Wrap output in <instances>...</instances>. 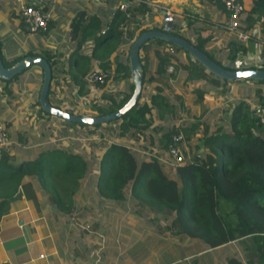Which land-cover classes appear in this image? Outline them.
Segmentation results:
<instances>
[{"label":"crops","instance_id":"0c3cea01","mask_svg":"<svg viewBox=\"0 0 264 264\" xmlns=\"http://www.w3.org/2000/svg\"><path fill=\"white\" fill-rule=\"evenodd\" d=\"M124 1H46L42 7L49 15L47 27L32 33L19 23V7L23 1L0 0L1 58L13 64L26 55H48L52 62L49 64L48 101L66 112L94 115L97 110L91 103L100 100L103 93L110 94L117 87L121 92L116 95L120 98L129 91L130 75L119 79L114 77L113 71L115 58L122 60L128 48L117 45L111 38L102 39L98 44L94 38L83 39L79 30L73 32L72 24L78 13H83L82 27L87 17L96 16L101 22V29L95 34L98 37L116 12L127 17L118 9L119 3ZM242 1L245 10L238 30L247 35L245 40H240L234 30L227 29V13L219 2L212 0H143L147 9L143 14V27L161 29V11L167 9L172 14L170 32H178L194 46L205 40L203 52L221 65L228 61L233 63L242 55L264 58V17L252 15L254 20H247L250 4L248 0ZM111 44L114 49L110 53L102 51ZM173 47L151 40L143 48L140 56L144 72L139 100L147 101L150 94L159 93L177 109L185 108L190 114V124L197 123V134H190L187 140L200 137L203 126L210 131L216 126L227 128L232 106L238 101L257 109L255 90L264 94V84L252 79L210 82L209 78L214 75L203 67L206 78L185 79L187 73L183 65L189 61L199 64L184 50ZM242 48L245 50L241 51ZM162 61L164 65L159 67ZM168 64L175 69L171 75L164 70ZM93 70L107 74L101 87L86 78ZM13 77L7 83L0 80V120L7 125L6 152L11 162L34 159L52 147L68 151L79 147L83 153L81 138L77 136L82 135L84 129L40 109L37 100L42 79L40 67L31 65ZM158 136L154 134L153 144L147 142L143 149H158ZM126 137L132 140L129 133ZM126 137L113 140L123 141ZM69 141L75 145L68 146ZM85 153L88 157L89 150ZM93 153L98 155L96 150ZM97 175L98 168L83 174L67 211L50 203L49 195L35 176H24L18 193L9 199L8 210L0 216V264H253L248 263L238 240L216 248H206L201 242L191 240L192 244H184L181 254L173 256H168L172 244L163 237L152 244L143 242L147 225L154 222L144 219L143 206L129 192L119 201L100 195L96 190ZM156 229L161 232L158 226ZM176 236L180 242L182 237ZM177 242L174 244L178 246ZM251 260L255 261L254 256Z\"/></svg>","mask_w":264,"mask_h":264},{"label":"trees","instance_id":"16d2710c","mask_svg":"<svg viewBox=\"0 0 264 264\" xmlns=\"http://www.w3.org/2000/svg\"><path fill=\"white\" fill-rule=\"evenodd\" d=\"M248 2L250 6L247 20L252 22V15L264 17V0ZM146 10L143 0H140L136 5L128 7L129 17L116 12L107 29L98 37L95 34L101 29L100 20L96 16L87 17L89 19L82 27L80 19L83 18V13H78L72 30L74 33L79 30L83 39L94 38L96 44L102 43V39L111 38L117 45L126 46L128 51L131 42L147 30L143 27V14ZM19 23L22 25L20 19ZM177 34L179 35L178 32ZM151 40L157 44L163 43L155 38L147 40L140 46L139 53ZM204 41L195 44L201 51ZM113 46H104L102 51L108 54L114 49ZM43 56L52 65L49 56ZM1 60L6 67L12 64V61ZM139 61L144 72L140 56ZM214 61L221 65L219 61ZM164 62H160L158 66L161 67ZM183 67L187 73L185 79L207 77L200 64L197 66L189 61ZM113 71L115 78L128 76L127 52L122 60L115 58ZM209 80L226 81L215 76ZM256 82L264 84V81ZM92 84L98 87L103 85ZM131 91L132 84L129 91L120 98L118 95L108 96V93H103L94 104L97 110L94 115H105L118 109L129 98ZM255 94L260 106L264 94L259 89L255 90ZM255 108L244 101H238L232 106L227 128L216 126L210 131L203 126L200 137L196 138L197 155L174 166L172 176L164 173V166L157 155H163L170 142V134L178 129L174 123L167 126V116L173 115L175 106L159 93L150 94L147 101L138 100L124 115L108 122L118 121L115 129H112V139L103 143L99 157L94 156L93 144L89 147L88 157L79 148L68 151L52 147L43 150L34 159L13 164L6 152L7 144L0 155V216L8 210L9 199L18 193L24 176H35L40 187L49 195L50 203L59 210L67 211L71 207V196L79 187V179L86 171L98 168L96 190L100 195L119 201L123 199L124 189L128 186L129 194L138 204L147 207L154 214L174 213L173 234L197 239L206 248H216L238 240L248 263L264 264V126L259 123ZM157 120L156 127L161 130L157 141L158 149L155 151L157 154L148 153L139 158L137 152H142L137 148L113 140L114 137L119 139L126 137L128 133L132 135V132L145 130ZM160 121L164 125H159ZM64 122L83 128L85 134L100 126ZM3 126L8 138L6 123L3 122ZM196 127L197 123H191L190 126L179 129L185 139L190 134H197ZM71 145H75V142L69 141L68 146ZM222 203L229 208L228 211L223 210ZM253 256L254 262L251 260Z\"/></svg>","mask_w":264,"mask_h":264},{"label":"water","instance_id":"95a60500","mask_svg":"<svg viewBox=\"0 0 264 264\" xmlns=\"http://www.w3.org/2000/svg\"><path fill=\"white\" fill-rule=\"evenodd\" d=\"M162 22L167 26L172 27V22L161 11ZM160 39L168 45L175 46L186 51L197 63H199L207 72L225 80H243L252 79L264 81V69L259 68H232L231 61L224 65L216 63L206 53L191 44L187 39L172 32H165L161 29H147L140 33L130 44L127 53L128 72L131 79L132 91L129 98L116 110L105 115H86L73 114L66 112L52 105L47 98L49 83L51 79V69L49 62L41 55L32 54L26 55L15 61L10 66H4L0 55V80L9 81L13 76L21 73L31 65H37L42 71V79L38 92V104L45 113L58 117L62 120L74 123H83L88 125L104 124L109 121L118 119L136 105L139 100L142 83H143V67L139 61V48L150 39ZM201 144V143H200Z\"/></svg>","mask_w":264,"mask_h":264},{"label":"built area","instance_id":"2783aa9c","mask_svg":"<svg viewBox=\"0 0 264 264\" xmlns=\"http://www.w3.org/2000/svg\"><path fill=\"white\" fill-rule=\"evenodd\" d=\"M19 7V19L22 22V25L27 29L28 32H38L44 31L47 27L49 21L48 13L43 10V4L49 0H22ZM140 0H125L122 3H119L118 9L124 12V14L129 17V13L127 11L128 7L131 5H136ZM217 1L221 4L224 11L227 13V29L234 30L236 32L237 37L240 40H245L247 35L240 30L238 27L240 26V18L244 13L245 6L242 0H212ZM162 11L166 14L169 20L172 22V14L167 9H162ZM161 30L165 32H170L171 27L167 26L165 23L162 24ZM168 50L172 51V48L169 47ZM232 68L234 69H244V68H264V58L255 57L252 55H242L239 59L233 61ZM165 73L171 75L175 72L173 65L168 64L164 67ZM86 78L88 81L104 84L107 78V74L102 72L101 70H93L90 71ZM258 115V121L261 125L264 126V100L262 104L256 109ZM178 129L174 133L170 134V142L167 145L165 150L166 160H163L166 163H169L173 168L176 165H181L184 163V157L181 154L183 150L184 143V134L181 131L180 125H176ZM8 144V138L5 133V128L3 126L2 121L0 120V155L3 149ZM182 149V150H181Z\"/></svg>","mask_w":264,"mask_h":264},{"label":"rangeland","instance_id":"374dc122","mask_svg":"<svg viewBox=\"0 0 264 264\" xmlns=\"http://www.w3.org/2000/svg\"><path fill=\"white\" fill-rule=\"evenodd\" d=\"M138 54L140 56V53H138ZM120 92L121 91L119 89H117V87H114V91L110 92V94L108 93V96L109 95L110 96H116V94L120 93ZM89 102H91V100H89ZM91 105L93 107L95 106L94 103H91ZM176 109H177V106H175V110H173V115L167 116V119H168L167 126L170 127V125H172L174 123V125L175 124L180 125V128L188 127V125L190 124V122L188 121V119H189L188 117L190 115L189 112H186L185 108L179 107L177 110ZM117 122L100 124V126H98L96 129L91 130L90 132H87L86 134L84 131L81 130L83 132V134L82 135L80 134V136H77V137L81 138V139H79L80 140L79 142L82 143V147H83L82 149H84V151L87 152L89 150V147H92V144H93V148L96 151H98L97 156H99L100 151H101L100 149L102 148L103 143L107 140L110 141L112 139V129L113 128L115 129ZM157 124H158V121L149 124V127L146 128L145 130L142 129L141 131L138 130L136 132H132L134 134V135L132 134L133 135L131 137L132 140L128 141L127 140L128 137H126L123 141H120V142L125 143L128 147L138 148L137 150L142 152V153L137 152V156L139 158H142L143 156H147L148 153L157 154V152H155L156 149H143V145H146L147 142H149L148 145L150 143H152L154 134H160L161 133V130L160 129L158 130V127H156ZM159 125H164V122L160 121ZM81 129H83V128H81ZM153 129H155V131ZM77 130H79V129H77ZM72 132H74V130ZM135 136L136 137L139 136L138 139H136ZM189 137H190V135L187 138L185 137L184 143H183V150H182L183 152H181V154L184 157V161L192 159L193 156H196L198 153V150L195 147V144L197 143L196 139L195 140L194 139L187 140V139H189ZM157 157H158L159 162L162 163L164 166V169H163L164 173H166L169 176H172L174 173L173 167L169 163H166L163 161V160L167 161V158L165 157V151H164L162 156L158 154ZM178 185H180L179 181H178ZM124 190H125L124 192L128 194L129 187L126 186V188ZM221 206H222L224 211H228L229 208L224 203H222ZM135 210H139V208L135 207ZM142 210H143V214H146L144 219H148V221L152 220L154 222V225L153 224H151V226L147 225L148 229L143 233V242L145 241L147 243L152 244L155 240H157V242H158V239L160 237L167 239L169 244H172L171 245V247H172L171 251L172 252H171V255H168V256L181 254V252L184 250V244H189V243L192 244L190 242L191 240L198 241L197 239L180 236V237H182V239L180 238L181 239L180 242H177L179 236H176L175 234L172 233L173 223H174L173 222L174 213L169 214V215L154 214L153 212L149 211L147 207H143ZM148 215H150L151 217L149 218ZM156 226H158L159 230L161 231L160 233L156 229ZM156 233H157V236H156ZM176 242H177L178 246L176 244H174ZM168 256L165 255L166 258Z\"/></svg>","mask_w":264,"mask_h":264}]
</instances>
